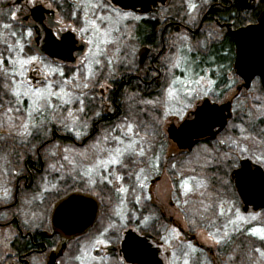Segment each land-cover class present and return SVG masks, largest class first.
Here are the masks:
<instances>
[{
  "label": "flooded vegetation",
  "instance_id": "1",
  "mask_svg": "<svg viewBox=\"0 0 264 264\" xmlns=\"http://www.w3.org/2000/svg\"><path fill=\"white\" fill-rule=\"evenodd\" d=\"M189 2L190 0H166L164 3L157 1L150 5L141 2V6L134 9L125 8L127 5H134L136 2L133 0H108L113 9L138 17L107 24L113 30L110 38L115 39L116 33L122 30L123 38L124 31L133 26L139 49L147 48V53L142 65L138 59L136 69L124 64L114 66L116 71L106 80L104 89L95 90L97 84L94 78L91 81L93 84L90 82V87L82 91L72 84L67 86L73 97L81 95L84 104L86 99L92 105L97 104V109L91 114L80 115L83 122L88 121L87 126H69L74 128L70 131L62 124H49L46 137L41 135L39 140L29 138L30 142L22 145L18 139L9 136V129L3 123L5 117L0 114V137L6 138L0 139V146H3V151H0V197H3L5 187L9 189L11 197L8 202L11 211L6 212L4 206H0V257H3L0 264H132L124 259L121 251L127 232L140 237L147 236L148 242L159 250V257L164 264L168 263L163 256L170 264L174 260L175 264H183L185 258L190 260V264H243L245 253L253 262L259 261V255L253 249L261 246V241L248 235V232L253 228H264V164L256 160L264 152V148L262 146L245 155L235 153L238 159L229 167L231 162L224 160L223 156L225 152H232V149L217 142L225 139L227 134H233L232 130L228 131L232 121L243 119V93L255 81L263 90L258 76L251 80L249 88L243 87V79L235 70L236 47L230 32L255 26L264 14V0H191L198 5L194 11H189ZM78 9L79 0H39L35 6L32 0H0V35H7L2 27L5 23L11 24L12 30L17 32L16 39L33 25L31 40L24 37L32 45V52L28 54L41 56L53 68L58 67L64 72L63 77L58 74L49 76L48 82L56 85L64 80L72 81L79 74L77 83L82 84L86 64L81 62L93 49V44L87 41H96L97 37L92 31L82 34L68 30L69 25L72 28H76L78 24L87 27L86 15L87 19L93 18L90 12ZM13 15L16 19H12ZM96 15L107 17L112 13L100 10ZM61 28L64 31L57 36L56 33ZM63 38H67V46H53V40L60 44ZM8 39L9 42L13 40L12 37ZM245 42L254 53L261 48L260 56L264 58V40L260 33L251 32ZM189 47L192 49L190 53L187 52ZM180 48L195 61L192 67L196 71L202 69L203 74L216 82L213 89L216 96L210 95L209 103L218 106L230 103L231 116L225 128L213 139L208 134L202 136L190 150L180 149L168 137L167 127L170 123L178 126L183 121L174 116L168 117L170 122L165 131L166 138L150 146L152 151L148 154V163H139L138 167L113 166L109 172L98 169L92 176L95 181L93 185L89 177L84 175L85 168L90 165L85 166L79 156L73 176L70 171L73 163L63 159L67 153L62 149L68 148L67 146L75 147L78 154L86 145L106 135L114 144L108 142L109 145L102 146L101 149L111 150L119 146L111 136L120 135V132L112 131L111 127L126 116L125 102L127 92L131 91L130 85L134 83L137 88L149 94L143 96L138 93L141 97L152 96L159 89L165 75L170 73L169 58H174ZM0 51H4L2 42ZM112 67L109 69L113 70ZM45 71L41 67L40 73L29 72V75L42 78ZM174 71L177 75L180 73L178 70ZM232 90L234 94L227 99ZM203 102L201 99L195 103L199 107ZM66 107L77 111L79 105L73 103ZM163 111L161 107L157 110L159 115ZM64 113L61 111L60 115L63 116ZM194 116L186 120L193 119ZM77 132L83 135L77 138ZM54 143H58L61 150L54 148L56 155L52 156L50 151ZM99 154L101 158H107L104 152ZM156 156L160 157L158 161L155 160ZM201 158L204 169L202 174L195 175V172L181 170V166L185 164L197 165V160ZM136 159L142 160L140 157ZM207 161L211 163L206 164ZM153 163H158L159 168L152 167ZM173 164L176 165L175 168L172 167ZM57 165H61V173L51 171ZM168 167L172 169L173 176L174 201L169 203L173 207V215L169 214L155 194L163 170ZM139 168H144L145 171L137 179ZM116 176L124 177L123 182L119 184ZM236 176L241 180L239 185ZM193 177L204 180L207 187L185 196L183 182H192ZM43 184H46L45 187ZM52 184L55 188L59 187L58 191L51 192ZM135 184L138 186L135 187ZM141 184L143 187H140ZM121 187L128 191L120 193L118 189ZM201 191L204 195L200 194ZM106 198L108 203H105ZM137 199L139 203L136 202ZM181 203L192 211L187 226L182 219L177 218L181 216ZM200 205L205 209L211 205L205 210V216L198 215ZM41 207L45 214L42 224L37 227L36 216ZM117 212L122 213L124 218L121 219ZM238 215L247 222L239 220ZM253 215L257 217L255 220L250 219ZM142 218H149L147 227H144ZM164 225L179 229V238L174 239L172 233V242L165 241ZM225 232L228 233L227 238L224 237ZM199 233L204 234L206 241ZM210 234H215L224 243L214 244L209 238ZM97 239H102L105 243L96 244ZM189 244L195 246L197 251L190 257H185L182 253L189 250ZM168 246L170 250L164 249ZM230 256L235 259L230 261Z\"/></svg>",
  "mask_w": 264,
  "mask_h": 264
},
{
  "label": "snow or ice",
  "instance_id": "2",
  "mask_svg": "<svg viewBox=\"0 0 264 264\" xmlns=\"http://www.w3.org/2000/svg\"><path fill=\"white\" fill-rule=\"evenodd\" d=\"M39 0H32L33 5L35 6ZM198 5L196 3L189 2L188 9L189 11L196 10ZM85 10L86 13L90 12L92 19L85 18V23L87 27H81L79 24L76 28H72L71 25L68 26V30L71 32L79 31L80 33H86L92 31L96 34L97 40H88L89 44L94 45V51L90 50V55L85 57V60L82 61V64L87 65V70L84 74V82L82 84L77 83V76H74L72 81L64 80L59 84L54 85L53 83L48 82V77L52 75L64 76V72L58 67L53 68L50 63H47L41 56L36 54L29 55L28 53L32 52V45L25 41L24 37L27 36L29 40L33 37L32 27L30 25L26 33H20L19 39H16L17 32L12 30V25L5 23L2 27L7 32L6 36L0 35V42L4 45V51H0V114L5 117L4 125L9 129V136L15 139H18L19 142L27 144L31 140H39L40 136H47L48 134V125L49 124H62L64 127H68L70 131H73L74 128L69 127V120L71 118V123L76 124L79 119L74 115V113L67 108L66 106L72 105L73 103L79 105L77 111L80 113L85 112L84 100L81 95H75L73 97L72 92L68 89V85L72 84L79 90L88 89L90 87V82L94 78L93 65H99L101 63L99 57L105 55L106 48L102 47L107 45H117L118 41L112 39L113 30L102 25H107L112 22H119L122 20L128 19H138V17L133 16L131 13H121L119 10H115L108 4V0H79V9ZM100 10H107L112 13L111 16H97L96 12ZM71 18L75 19L74 16ZM12 19H16V16L13 15ZM60 23V22H58ZM64 31L61 28L56 35L60 36ZM119 31V29H115ZM8 37H12V42H9ZM181 39H187V37H181ZM53 46L55 47H64L67 46V38H63L60 44H57L55 40L52 41ZM27 48V52H26ZM120 49L117 47L116 52H119ZM192 49L189 47L187 52H191ZM108 64H112V60L107 61ZM195 63L193 59H190L185 53L184 49L180 48L177 50V54L174 58H169V72L172 73V78L168 81L166 87L164 88L162 94L155 101H144L146 104L153 106L159 105L164 109L163 115L165 118L176 117L181 121H186V118L195 115L197 118L201 116L203 108L197 107V101L203 99L205 103L208 102V97L210 95L216 96L214 92L215 81L209 79L203 70L196 71L192 67V64ZM41 67L45 68L46 71L43 73L42 78L36 75H29V72L40 73ZM198 67V66H197ZM180 72V76L175 75V71ZM232 83H235L233 81ZM231 87V85H229ZM255 100H260V97H255ZM58 101L59 103H54ZM178 105V107L176 106ZM195 109V112H193ZM61 111H64L66 115L61 116ZM51 113V116H49ZM99 115V113H97ZM249 116L254 117V119H260L264 123V104H261L260 107L256 109V112L253 113L249 111ZM254 119L250 123L254 124ZM183 130V129H182ZM113 131H119L120 135L111 136V139L119 146L112 148H99V141L97 144L93 145V151L97 155L91 156L88 153H80L85 160L91 161V165L85 168L84 175L89 177L92 184H95V181L92 180V176L99 169L104 172H109L110 168L113 166L118 167H138L139 163H148L149 161V152L152 151L151 148H145L144 144L149 143L145 137L140 136V132L137 131L131 122H124L121 125H118ZM247 129L241 127L240 132L242 135L240 138L233 140L231 137L226 139L219 140L217 143L221 145H228L232 152H225L223 159L227 160L229 167L232 166V163L238 159L239 155H245L249 152H254L261 145H264V135L261 136V140L257 142L255 136H251L247 133ZM264 133V129L260 130V135ZM77 138H80L83 133L77 132ZM147 135V133H145ZM127 138V143L125 142ZM0 139H6L0 137ZM109 136H105L103 140L107 142ZM43 142V141H41ZM246 142H250L247 143ZM245 145V146H242ZM59 147V146H55ZM0 151H3V146H0ZM69 149L65 148L64 152H68ZM104 152L107 155V158L99 157L98 153ZM50 155L55 156V151H50ZM137 157L142 158L141 161H137ZM64 160H69V156L65 155ZM159 156L155 157V160L158 161ZM258 163L264 164V152L261 155L256 157ZM71 162V161H69ZM211 163V161H207ZM206 166V165H205ZM152 167L159 168L158 163H153ZM173 168L176 167L175 164L172 165ZM144 168H139V174H137V179L140 178V175L144 173ZM18 175V173H17ZM118 181H122L124 177L116 176ZM111 183V181H108ZM140 187H143L141 184ZM184 189V195L188 196L189 194L195 192L198 189H205L207 187L204 180H196L195 177L192 178V182L185 180L182 185ZM120 193H126L128 189L119 188ZM201 195H204V192L201 191ZM151 199V197H148ZM11 199L9 195V189L4 188V195L0 197V206H4L7 211H11L8 208V202ZM139 203V199L136 200ZM211 205L206 206L210 208ZM6 212L4 218L6 219ZM14 214V213H13ZM223 215V212L220 213ZM117 215L121 216L123 219L122 213L117 212ZM257 217L253 215L250 217L251 220H255ZM144 227H147L149 224V218H142ZM238 219L247 222L243 217L238 215ZM27 223V221H25ZM235 225L236 222L232 221ZM143 230V228H141ZM173 238L178 239L180 230L172 229ZM248 235L255 237L261 241V246L255 247L253 251L259 255L261 261H264V228H253L248 232ZM224 237H228V233H224ZM210 239L213 240V243L220 245L224 243V240L217 239L215 234H210ZM96 244L103 245L105 242L102 239H97ZM188 249L183 251L185 257H190L192 253L196 252L197 249L195 246L189 244ZM175 256V253H172ZM3 257H0L2 259ZM235 257H229V260H234ZM175 264V260L173 261ZM183 264H190V260L185 258Z\"/></svg>",
  "mask_w": 264,
  "mask_h": 264
},
{
  "label": "rangeland",
  "instance_id": "3",
  "mask_svg": "<svg viewBox=\"0 0 264 264\" xmlns=\"http://www.w3.org/2000/svg\"><path fill=\"white\" fill-rule=\"evenodd\" d=\"M104 27L110 28L108 26H104ZM134 31H135V29L133 28V26L127 28V31L126 30L124 31V37L123 38L121 37V35H122L121 33H123V30L121 32H117L116 37H115V39L118 41L117 45H107V46L102 45V47L106 48V53H105V55H102L99 57V59L101 61V63L99 65H96V66L93 65V68L95 67V69H93V70H95V72H94L95 73L94 79L96 80L95 84H97L96 88H95L96 91H98V89H100V88H102V89L105 88L106 80L108 78H110L111 76H113L114 71H116L114 66L124 64L128 67H131V69H136V67L138 66V64H137V61H138L137 52L139 49V45H138V43H136ZM117 47L120 49L119 52H116ZM94 50L95 49H94V45H93L92 51H94ZM111 58H112L113 63L108 64L107 61L110 60ZM111 66H113L112 67L113 70L109 69V67H111ZM86 70H87V65H85V72H86ZM175 75L180 76L181 74L179 73L178 75L177 74H175ZM171 78H172V73H167L165 75L164 79L162 80L159 89L152 96H150L148 98L141 97L135 91L127 92L126 102H125V106L127 109L126 116L123 117L121 120H119L115 124L114 127H111V130L113 131L114 129L117 128L118 125H121L124 122L133 123V125H134V127H136L137 131L140 132V136L145 137V139L147 141H149V143L144 144V147L146 149L150 148L151 145H153L157 142L160 143L162 139L164 140V137L166 138V135H165L166 127L170 122L169 118H165L162 113L160 115L158 114L157 110L160 108L159 105L153 106V105L144 103V101H149V100L155 101L162 94L164 88L166 87L168 81ZM94 79H92V80H94ZM91 84H93V83L91 82ZM232 94H234V90L229 91L227 99H229L232 96ZM255 97H260V100H255L254 99ZM88 104H90V103L84 104V106H85V112L84 113L85 114H91L94 110ZM261 104H264V92L260 88V85L257 84V82L255 81V82H253L251 88L248 91H245L243 93V96L241 99V109H242V114H243L242 118L243 119L241 121H235V120L232 121L228 126V131L232 130V132L234 134L238 130L239 131L238 137L240 138L242 135H244L240 132V128L241 127L246 128L248 131L245 134L255 136L257 142H259L261 140V136L264 135V133H261L260 135H258L257 133H260V130L264 129V123H262L260 119H254V117H250L249 111H252L253 113H255L256 109L258 107H260ZM69 109L72 111L74 108L71 109L69 107ZM72 112L79 119L77 120L76 124L73 125L71 123V118H70V120L68 122L70 127L76 126V125L87 126L88 121L83 122L82 118L80 117V115H82V113L76 111L75 109ZM63 115H66V114L64 113ZM253 119H254V124L250 123V121H252ZM162 132H163V134H162ZM145 133H147V135H145ZM159 136H160V138H158ZM104 137L105 136H100L95 142L89 143L88 145H86L83 148V150H79L78 154H77V150L75 147L67 146L68 147L67 149H69V151L66 152L67 156H69V161H71V163H73V167L70 170L72 174L75 173V170L77 168L76 163H77V159L79 156L83 159V163L85 166L91 165V161L85 160L81 155H79L80 153H88L89 155L94 156V155H97V153L93 151L92 146L97 144L98 141H99V148L102 146L109 145L108 142L112 143V141H110L109 139L107 142H105L103 140ZM228 137L229 136L227 134L226 138H228ZM126 141H127V138H126ZM247 143H250V142H246V144ZM113 144L114 143H112V145ZM52 145H53L52 146L53 149L51 151L56 152V150L57 151H59V149L61 150L60 145L58 143H54ZM55 146H59L58 149L55 150L54 148H57ZM164 146H165V143H164ZM243 146H245V145H243ZM262 146L264 148V145H261L260 147H262ZM64 149H62V151H64ZM98 155H100V154L98 153ZM57 158L58 159L60 158V156L58 154H57ZM202 159L203 158L197 160V162H196L197 165L185 164V165L181 166V170L183 172H191V173L195 172V175L202 174V172L204 171L203 166H202V163H203ZM192 166H194V167H192ZM51 171L61 173V171H62L61 165L60 166L57 165L55 168L51 169ZM171 171H172V169L169 167L165 168L163 170L162 178L156 185L155 194H156L157 198L164 204V206H165L166 210L169 212V214L173 215V207L169 205L170 201H174V198L172 196L173 195V180H172L173 176L171 174L172 173ZM73 176H74V174H73ZM195 179L200 180L197 177H195ZM122 182H123V180L119 181V184ZM45 185L43 184L44 187H45ZM137 186H138V184H135V187H137ZM52 203H55V201L52 200ZM105 203H108L107 198H106ZM180 206L182 208V212H181V216L180 217L177 216V218L182 219L184 221V225L187 226L188 225V218H189V215L191 216L192 211L190 212L189 207L187 208L186 206H182V203L180 204ZM40 210L37 211V216H36V219L38 220V222L36 221L35 225L37 227H39L42 224V220L44 219L43 215L45 214L43 207H41ZM42 211H44V212H42ZM198 215L205 216V207L204 206L200 205V213ZM171 230H172L171 226L164 225L163 232H164V237H165L164 240L165 241H168L171 239L170 238V236H172ZM199 235L201 236V238L203 240H205L203 233H199ZM164 249L170 250L169 246L166 248L164 247ZM164 249H163V251H165ZM163 259L166 263L170 264L169 261L164 258V256H163ZM243 264H264V261H261L259 258V261L257 263H255L252 261L251 257L245 253Z\"/></svg>",
  "mask_w": 264,
  "mask_h": 264
},
{
  "label": "water",
  "instance_id": "4",
  "mask_svg": "<svg viewBox=\"0 0 264 264\" xmlns=\"http://www.w3.org/2000/svg\"><path fill=\"white\" fill-rule=\"evenodd\" d=\"M134 5H127L125 8H136L141 6V2H146L148 5L154 4L157 1L164 3L166 0H133ZM251 32L260 33L264 40V14L260 17L259 22L255 26L245 27L241 30L230 32L233 37L236 47L235 70L236 73L243 79V87L249 88L251 80L258 76L261 79L262 88L264 91V58L261 55V48L257 51H250L245 40ZM147 53V48H141L138 51L139 63L142 65ZM203 108L201 116L197 118L183 121L178 126L170 123L167 127L168 137L180 149L190 150L198 139L207 134L213 139L217 133L221 132L228 119L231 116L230 103L227 102L220 106L207 104L205 101L199 106ZM214 128H217L214 131ZM183 129V130H182ZM246 162V161H245ZM238 171H236V174ZM236 182L239 185L241 180L236 176ZM149 236V235H148ZM121 251L124 259L132 264H164L159 257V250L148 242V237H140L133 232H127L122 242ZM51 259L52 256H51Z\"/></svg>",
  "mask_w": 264,
  "mask_h": 264
},
{
  "label": "trees",
  "instance_id": "5",
  "mask_svg": "<svg viewBox=\"0 0 264 264\" xmlns=\"http://www.w3.org/2000/svg\"><path fill=\"white\" fill-rule=\"evenodd\" d=\"M129 88L131 89V91H135V92H137V93H139V94H142L143 96H149L148 93L143 92V89H139V88H137V86H136L134 83H133L132 85H130ZM85 103H90V102H89L88 99H86V100H85ZM88 105L91 106L94 110L97 109V104H94V105H92V104H88ZM228 136L231 137V138H233V140H235V139H237L238 134H237V133H234V134H232V135H229V134H228ZM50 187H51V192H53V193H54V190L59 189L58 186L55 188V186H54L53 184H52V186H50ZM50 187H49V188H50ZM57 191H58V190H57ZM57 191H56V192H57ZM170 238H171V236H170ZM167 242L171 243V242H172V238H171L170 240H168Z\"/></svg>",
  "mask_w": 264,
  "mask_h": 264
}]
</instances>
